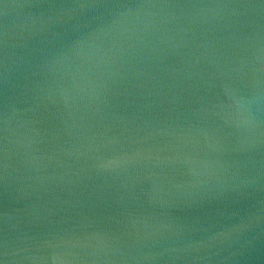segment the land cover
<instances>
[{"label": "water", "instance_id": "water-1", "mask_svg": "<svg viewBox=\"0 0 264 264\" xmlns=\"http://www.w3.org/2000/svg\"><path fill=\"white\" fill-rule=\"evenodd\" d=\"M0 264H264V0H0Z\"/></svg>", "mask_w": 264, "mask_h": 264}]
</instances>
